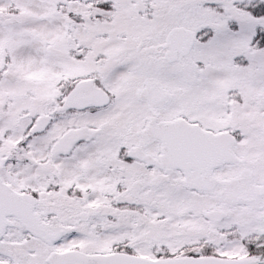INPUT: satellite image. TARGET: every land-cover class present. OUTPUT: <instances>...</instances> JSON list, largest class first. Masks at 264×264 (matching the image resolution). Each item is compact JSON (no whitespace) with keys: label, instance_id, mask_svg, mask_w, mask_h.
<instances>
[{"label":"snow or ice","instance_id":"snow-or-ice-1","mask_svg":"<svg viewBox=\"0 0 264 264\" xmlns=\"http://www.w3.org/2000/svg\"><path fill=\"white\" fill-rule=\"evenodd\" d=\"M0 264H264V0H0Z\"/></svg>","mask_w":264,"mask_h":264}]
</instances>
